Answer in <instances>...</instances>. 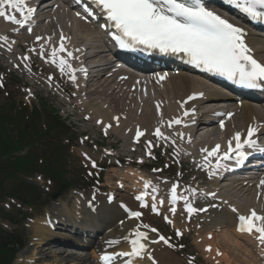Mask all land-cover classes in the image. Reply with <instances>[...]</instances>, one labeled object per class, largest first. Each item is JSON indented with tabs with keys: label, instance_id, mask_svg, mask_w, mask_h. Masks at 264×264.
I'll use <instances>...</instances> for the list:
<instances>
[{
	"label": "bare ground",
	"instance_id": "1",
	"mask_svg": "<svg viewBox=\"0 0 264 264\" xmlns=\"http://www.w3.org/2000/svg\"><path fill=\"white\" fill-rule=\"evenodd\" d=\"M64 7L65 6H61L57 8L56 14H54V16H56L55 20L52 19V16L50 14L47 15V17H51V20L46 24L44 30L48 31L36 29L34 35H24L22 40L27 41L28 38L32 40L35 35L39 34L45 37L46 33L55 32V34L53 36L50 35V37L53 38L52 41H55L56 46L59 48L61 43L67 45V47L74 52L75 56L80 55V45H84L83 53L85 60L83 61V63L85 61L88 62L90 66L89 69L93 74L91 78L89 77L90 80L86 84V88H83L80 92H78V94L76 90V100H78V97L83 91L85 96L89 99L88 102L81 103L83 106L82 108L85 109V113H87L88 111L90 121L97 127L102 128L104 132H106L107 130L106 125L105 127H102V125L104 123H109L108 125L111 128L107 130L106 136L111 135L113 136L112 138L122 141L120 154L124 155L125 153H127V148L131 150L127 142L129 139V134H133V131L137 126H141L142 128H144L146 135H148L150 131L154 129V127L160 126L163 136L168 138H160L158 141H160L159 143L161 144L163 140L165 141L164 144H171L169 138L170 135L174 133V137H176L178 141L175 147V151H181L180 158L182 160H188L191 156L194 158L195 153H198V149L203 147L202 144L209 143L214 144L215 146L219 143H214L216 141V138L221 139L223 137H232L236 132H240L242 136L246 135V128H248L250 125L258 128L256 137L259 136L258 139H264V105L260 104L257 98L254 99L256 101H249L246 99L241 100L240 107L235 106L234 103L230 102L226 104L222 103L223 100L227 97L223 94V91H221L216 86H207L206 83H203L200 78L193 76L188 72L181 71L177 75H164L162 84L156 88L155 86L152 87L154 88V94L153 96H151V102H148V97H144L142 94L137 92V85L135 83L134 77H131L129 79V82H127L126 84L124 83V85L122 86L123 89L114 86L113 81H109L108 78L102 79V75H97V71L100 72L104 65L107 66V64L110 63V60L107 56V52L104 49L97 30L92 29L89 25H86L85 23L78 20L74 15L70 13V10L65 9ZM44 12L45 9L42 10V14H44ZM236 23L239 24V22L237 21ZM5 28V25H0V36L2 37L7 36L4 32ZM37 30L40 33H37ZM1 33L4 35H2ZM263 33L264 32L262 31L249 32L246 38L249 44L255 50V54L264 62V39L261 37ZM62 37L66 40L57 42V40ZM45 41L46 38L42 42ZM52 41L50 40L49 43H51ZM27 43L28 42L24 43L22 46L27 45ZM36 47L38 46H32V49ZM16 53L18 52L14 51L11 58H18ZM12 62H16V59L10 61V63ZM79 83H82V78L80 79ZM34 84L35 81L32 83V85ZM149 89L151 88H148V90ZM192 91H204L203 98L198 101L189 102V104H184L183 107L178 108L179 105L175 104V100L179 99L181 100V104H183V98H186L189 95L188 93ZM228 97L231 96L228 95ZM97 98L99 99V102H97L96 100V103L94 101ZM250 98H252V94ZM65 103L66 102H62V104ZM71 103L74 102L71 101ZM193 104L200 107L199 125H196L192 128H177L176 126L169 127L168 123H164L176 118L180 119L181 121H186L183 119L182 114L183 112L187 111V109L191 108L189 106ZM105 105L112 109L113 112H108V110L106 111L103 107ZM158 105L159 108L157 107ZM224 105L229 106L227 112L234 111V114L231 116V118L224 120L225 130L224 132H218V134L215 131L216 129L213 122H206L208 118H203V116H208L210 113L220 110V108ZM157 111H159L160 113H158ZM78 112L80 111L78 110ZM191 116L192 115H188L187 118H192ZM116 118H118V120ZM201 120L205 124H202ZM102 130L100 131L103 133ZM181 131H187V133H190L191 137L199 136L200 139H197V141H195L194 143L193 140L191 141L190 137L188 143L183 144L180 136ZM171 140L174 139L172 138ZM195 144H198L199 146L197 147ZM110 157L111 156H109V158ZM197 160L199 161V159ZM113 169L114 170H112L111 172L114 174H116L115 170H118V172H120V169ZM121 176L122 177H120L121 179L120 181H118V183H123L122 187H128L130 189L133 188L134 182L141 185L144 184L145 180H147L145 178V174L132 169L130 166L126 167L125 172H123ZM199 176L200 172L196 173L193 178H197ZM151 178L154 179L153 177ZM117 180H119V178ZM154 180L150 181L151 189L153 191L159 192L164 196L166 195L168 197H171V187L169 188L168 184L165 185L162 182L156 183L157 181ZM217 184H215V180H211L210 185L208 186L209 189L205 190L206 193L216 190L219 197L222 196L224 199H229L230 196L233 198H239L242 201H246L247 204L240 205L235 201V198V200L230 199L231 201L229 202L230 204H235L237 206L238 212L244 213L247 211L251 212V210H255L257 213L261 214V216H264V186L259 188V190H261L262 192L258 194V188H253L248 184L244 188V186L241 185L242 181L238 183L233 182L234 186H232V184L228 182L221 184V187H217ZM112 188L108 187L107 189ZM233 188L234 191H231ZM113 190L115 191L114 194L118 195L117 184H115V188ZM182 194L183 188H177V195L178 197H181L177 200H181L183 198ZM191 197H194L192 202L195 203L193 205H195V209H197V211L193 212V217L197 219L196 223H200L203 228L202 231L195 234V240L197 248H199L200 251L202 250L203 253L206 251L203 254L205 256L204 259H206L207 261L216 259L218 261H223V264H237L234 263V259H236L235 254L236 252H240L244 257H246V259H244V257L241 258V261L247 264H264V256H262L261 252V249L263 247H261L259 244L252 243L249 236L237 234L235 232L234 214L227 211L223 206H221L220 209H212L211 205L215 203V201L207 199L205 195L201 196V194H199V196H197V200H201L205 203L207 202V204H205L206 206L201 205L198 201L196 202V196ZM79 198L80 196L77 192L74 197L71 196L73 202L69 200V202H60V210L58 207H55L54 213H58V210L59 213L56 216L52 215L51 219L56 218L57 220H59V224L56 227L59 228L60 232H52L51 230H49L46 227L44 218L35 219L31 227V232L35 237V240H37L38 243L41 242L42 244H45V241H48L49 243L48 237H50V240L54 238L63 243L70 242L73 246L79 248L90 247V255L93 256V261H95L99 257L100 253L114 254L130 252L132 245L124 238L127 237V235L130 236V229H135L133 228L135 226V222L124 217V213L117 207L116 202L108 204L105 201V198L100 196L99 203L101 205L96 209L97 211L95 214H91L89 211L90 208L88 210L84 207H78L77 200ZM104 215L106 216L103 217ZM63 217L65 219H62ZM119 220L122 221L120 223H117ZM96 223L98 224L96 225ZM67 229L73 230V232L80 229L82 233L81 235H70L67 232ZM99 231L104 232V235L101 238L100 242H98L97 238H95L98 235L94 237L95 233ZM217 233L221 234L217 235ZM110 241H118V243H109ZM229 253L233 254L230 256ZM151 254L154 256V261H156L157 264H178L177 261L179 259L175 256V254L169 250H166L161 244L155 247V252L153 250ZM142 255L143 256L141 257L123 256L124 260L122 261H117L114 258L115 260H112L111 264H126V262L129 260H131L132 264H150L144 257V253H142ZM61 256V259H56V262H67L69 261V258H72L73 261H77V263L86 260L84 256H81V254H78L77 252H73V254L71 255L66 254V256ZM29 257H33V253ZM33 259L39 260L40 258L33 257ZM237 259H239V257ZM94 264L98 263L95 261Z\"/></svg>",
	"mask_w": 264,
	"mask_h": 264
},
{
	"label": "rangeland",
	"instance_id": "2",
	"mask_svg": "<svg viewBox=\"0 0 264 264\" xmlns=\"http://www.w3.org/2000/svg\"><path fill=\"white\" fill-rule=\"evenodd\" d=\"M4 64L5 61L1 59L0 84L3 86L0 87V111L2 112L0 116V127L5 135L15 142H21L24 134L27 132L29 140L33 141V146L31 148L25 147L18 153L19 157L17 158L22 157L21 162H23L25 166H27L26 163L28 164V167H23L24 169H20V171L12 164L17 163V161L13 160L11 162L10 157H3L0 155V214H2V216H0V238L4 237L6 233H12L18 237L22 236L24 246L20 251H17L12 264H82L81 262L87 261L88 257L90 259L92 258L88 251L90 249L78 248L73 246L70 242L63 243L56 239L50 240V238L47 244L38 243L37 240H33L35 237L31 232L33 221L35 219H42L47 211L54 212L55 207H58L60 210V202H72L71 196L74 195L76 190H82L88 194L89 190L94 186L114 188L118 176L122 173L121 171L118 172V170H115L116 174L111 172L114 170V167L111 166L117 164L113 161L109 163L108 161L110 158L108 157L106 162L101 156L104 152L111 151L116 155L123 156L125 159H132L133 161L135 159L137 160L138 157V160L141 158V160L148 161V164L144 165V172L159 166L165 170L166 166H170L169 160L172 159H170L171 153H168V151H172V149L164 150L163 144L158 145V148L153 151L155 160H145L142 155V147L140 146L134 147L135 150L132 151L127 148V153L124 155L120 154L122 141L112 138L113 136L111 135L108 137L103 136L99 127L95 126L91 121L83 120L82 117L85 115V109L81 111L80 105L77 107L75 104H68L65 106L61 104V101L65 102L64 98L68 97V94L63 93L62 96L46 92V85H48L47 82L49 81V77H47L49 75L46 76V74L52 73V71L41 69L40 64L35 62L33 66L35 74H28L18 78L17 72L15 71V74L10 73L11 69L7 70ZM34 81L35 84L32 85ZM96 100L99 102L98 98L95 99L94 102H96ZM25 104L29 105L25 107ZM103 107L106 111L113 112L108 106L105 105ZM35 108L38 109L34 110ZM78 110L80 112H78ZM54 111L60 114L61 120L63 118L66 124H58L55 128L56 131L53 130L50 136H47L46 131L48 130H46V128L49 113ZM69 111L75 112V114L70 115L68 114ZM45 121L47 122L45 123ZM105 125L106 123H104L102 127H105ZM32 128L36 130L31 132ZM35 134H39V136L33 140L35 138L34 136H36ZM84 135L89 136V139L92 140L90 144L79 143L77 137H84ZM147 139H150V137ZM94 143H97L98 147L101 149L98 148L99 150H95L96 147ZM50 148L55 149L52 151ZM83 150L89 152L95 150L99 154L98 158L93 157L97 161V167H90L89 162L81 157V152ZM102 165L103 169H101ZM126 166H129V164ZM108 167L111 168L108 169ZM117 167L120 168V166ZM178 168V165L174 164V166H170L165 173L168 174L170 179H177L179 175ZM125 169L124 166H121L120 170L124 172ZM186 169H188V164L186 165ZM12 172H14V174ZM187 172L190 173V170ZM60 173L64 176L63 182L66 184L65 186H62L56 181ZM163 177L167 176L163 174ZM33 188L35 191L37 190L39 192L40 196L38 198L32 194ZM126 190L127 188H124L123 191H120L119 194L116 195V199L127 197ZM53 192L59 193L55 200L50 198ZM235 199L241 202L239 198ZM244 203L247 204L246 201H244ZM27 205H31V208ZM146 221L157 228V232H160L167 241L175 245V256L179 259H177L178 264H186V259H188L189 256L195 257V264H223V261H218L216 259L207 261L203 258L202 250L200 251L196 246V235L194 236L193 230L187 223L185 228L183 225L185 222L180 218L177 219V229L183 231L184 234L182 237H177L174 229L170 225L163 223L162 219L155 214L152 215V217L146 216ZM97 224L98 223H96V225ZM184 229H187V232H184ZM67 232L74 234L73 230L67 229ZM79 233L75 231V234ZM149 241H151V239H149ZM159 245L160 244L157 246ZM73 251H77L81 256H86L87 260L77 263V261H73L72 258H69L67 262H56V259H61V255H71ZM32 253L34 258L39 257L40 259L34 262L35 259L29 257ZM232 254L233 253H229L230 256ZM235 255L236 259H234V263L247 264L240 260L244 257L240 252H236ZM238 257L239 259H237ZM244 259H246V257H244ZM94 262L95 261H92L93 264Z\"/></svg>",
	"mask_w": 264,
	"mask_h": 264
},
{
	"label": "snow or ice",
	"instance_id": "3",
	"mask_svg": "<svg viewBox=\"0 0 264 264\" xmlns=\"http://www.w3.org/2000/svg\"><path fill=\"white\" fill-rule=\"evenodd\" d=\"M227 2L236 6L251 19L264 21V0H227ZM90 3L105 16L106 26L115 29L111 35L121 48L143 47L146 50H159L165 54L182 53L189 58V62L197 67H203L209 72L225 76L244 87H259L261 83H264V63L258 62L251 54L252 49L245 42L246 33L244 29L208 10L201 0H90ZM5 6L12 10L11 14L5 11ZM17 12L20 13V18L15 15ZM33 12L34 9L30 7L28 0H0V18L6 22L24 27L31 19ZM89 14L91 15V13ZM27 30L32 31L31 28ZM0 39L6 40L7 37H0ZM40 39L37 37V40ZM65 51L62 43L59 49L53 48L51 62L59 67L62 74L65 72L66 66L69 71L74 73L76 70L72 69L68 61L57 55L58 52ZM41 55L43 56V51H41ZM67 56L71 57L72 53L68 52ZM70 78L74 81L75 75L73 74ZM161 79L164 77L161 76ZM2 86L0 84V87ZM199 95L202 96L203 94L200 93ZM195 98L196 95L194 94L189 96L188 100ZM157 107L159 108V105ZM184 115L188 116L189 112L185 111ZM232 115V113H227L229 118ZM116 119L118 120V118ZM173 123L180 124L181 120L170 121L169 127ZM219 124L223 130L225 127L224 120L221 119ZM257 132L258 128L250 125L247 128L246 138L243 140L240 132L234 133L227 141V150L222 154H220V144H216L211 150L203 149L207 153L204 157L205 167L211 165L209 157L213 156L216 157L215 168L226 167L221 162L233 158L239 164L247 159L250 154L244 151L245 147L264 152V148H258V142L254 139ZM142 135L143 133L137 130L136 139L138 140ZM154 135L158 138L168 139L163 136L159 128L155 130ZM233 141H235V146H233ZM93 167H95L94 163ZM261 184H264V180L261 181ZM145 187L147 188L148 184H145ZM177 187L178 185L173 184L170 189L173 204L181 198L177 195ZM189 191L195 193V190ZM145 195L146 193L136 197L137 200L141 201L142 207H147L144 202ZM184 199L189 214L197 211L187 202V198ZM160 203L163 204V201ZM170 210L175 213L176 209L172 207ZM152 211L158 214L155 203L152 204ZM232 211L235 212L236 209L233 208ZM141 215L140 212L131 213V216L136 218ZM165 219L167 220V217ZM238 220V231L249 234L257 233L256 239L261 245H264V216L258 215L255 210H251L250 215H240ZM168 222L171 223V221ZM144 227L148 226L144 225ZM152 231L155 232L156 229H152ZM180 234L177 231V235ZM124 239L127 240L128 237ZM144 239H147L146 233L137 231L136 239L131 240V251L117 255L141 257L146 249L145 244L141 243V240ZM160 240L168 243L163 236L160 237ZM109 243H118V241H110ZM101 259L106 264H111L113 257L105 255ZM126 264H132L131 260L127 261Z\"/></svg>",
	"mask_w": 264,
	"mask_h": 264
},
{
	"label": "trees",
	"instance_id": "4",
	"mask_svg": "<svg viewBox=\"0 0 264 264\" xmlns=\"http://www.w3.org/2000/svg\"><path fill=\"white\" fill-rule=\"evenodd\" d=\"M1 123V121H0ZM24 136L21 142L13 141L7 135H5L4 131L0 127V155L1 156H12L15 152H17L20 148L28 144L24 140ZM18 162H21L20 160ZM18 164V163H17ZM19 168V166H17ZM6 241H0V264H10L14 253V246H20L18 238L16 239L14 236L12 237L10 234L6 235Z\"/></svg>",
	"mask_w": 264,
	"mask_h": 264
},
{
	"label": "water",
	"instance_id": "5",
	"mask_svg": "<svg viewBox=\"0 0 264 264\" xmlns=\"http://www.w3.org/2000/svg\"><path fill=\"white\" fill-rule=\"evenodd\" d=\"M53 198H55V196H53Z\"/></svg>",
	"mask_w": 264,
	"mask_h": 264
}]
</instances>
